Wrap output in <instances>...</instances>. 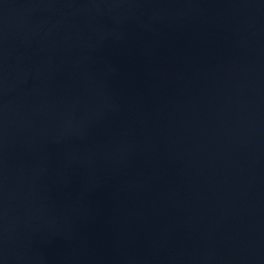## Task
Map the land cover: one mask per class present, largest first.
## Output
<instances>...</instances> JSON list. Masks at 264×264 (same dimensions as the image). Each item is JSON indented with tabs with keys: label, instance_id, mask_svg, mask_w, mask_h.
<instances>
[{
	"label": "water",
	"instance_id": "water-1",
	"mask_svg": "<svg viewBox=\"0 0 264 264\" xmlns=\"http://www.w3.org/2000/svg\"><path fill=\"white\" fill-rule=\"evenodd\" d=\"M0 264H264V0H0Z\"/></svg>",
	"mask_w": 264,
	"mask_h": 264
}]
</instances>
